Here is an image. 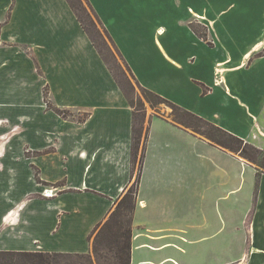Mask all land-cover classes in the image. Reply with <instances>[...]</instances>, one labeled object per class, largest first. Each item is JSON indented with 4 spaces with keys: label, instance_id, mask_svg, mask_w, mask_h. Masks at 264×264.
Returning a JSON list of instances; mask_svg holds the SVG:
<instances>
[{
    "label": "crops",
    "instance_id": "crops-1",
    "mask_svg": "<svg viewBox=\"0 0 264 264\" xmlns=\"http://www.w3.org/2000/svg\"><path fill=\"white\" fill-rule=\"evenodd\" d=\"M86 1L140 86L264 150V0ZM126 97L68 0H0V250L90 252L136 173ZM147 116L131 264H264V172Z\"/></svg>",
    "mask_w": 264,
    "mask_h": 264
},
{
    "label": "trees",
    "instance_id": "trees-1",
    "mask_svg": "<svg viewBox=\"0 0 264 264\" xmlns=\"http://www.w3.org/2000/svg\"><path fill=\"white\" fill-rule=\"evenodd\" d=\"M70 2V0H68ZM71 4V2H70ZM72 9L74 10V6L71 4ZM76 13V11L74 10ZM77 17L83 24V28L88 33L89 37L96 44L93 40L92 36L88 32L86 25L84 24L83 20L80 16L76 13ZM97 17V15H96ZM98 21L104 28L99 17H97ZM105 30V29H104ZM196 33L204 38L205 40L209 41L207 29L203 32L198 29H194ZM107 36L111 39L108 32L105 30ZM112 40V39H111ZM209 44H213L209 41ZM96 46V45H95ZM98 49V47L96 46ZM99 50V49H98ZM100 52V50H99ZM101 53V52H100ZM102 54V53H101ZM103 55V54H102ZM104 57V56H103ZM106 61V60H105ZM128 67V66H127ZM130 70V68L128 67ZM116 77V76H115ZM117 82L121 86V83ZM139 85V84H138ZM140 86V85H139ZM145 94L147 95V99L149 100L152 107H156L158 103H166L170 105L173 109V112L176 113L174 119H172L173 123L182 125L184 127L189 128L190 130L199 133L201 136L205 137L207 140L211 141L212 143L223 147L226 150H229L233 153L239 154L242 158L247 159L254 163L257 167L264 168V150L259 149L254 144L242 139L237 134H234L224 127L214 124L207 119L201 117L200 115L191 112L190 110L183 108L177 104H175L172 100L164 97L154 90L145 88L140 86ZM121 89L127 96L130 105L133 108V132H132V162H133V169L138 167V175L134 186L131 189H128L121 199L116 202V208L113 209L110 218H107L106 222L104 223L102 229L98 232L95 237L94 249L98 252L100 245L103 239H107L111 247H114V256L115 261L113 264H131V253H132V236H133V227H132V218L134 214V210L136 208V200H137V191H138V184L140 183V176H141V169L143 167L144 162V154L146 149V140L148 137V128L147 132L145 133V140L144 146L142 149V153L139 159V149L141 148V132L137 126L138 116L137 114L142 111L138 110L135 106V102L133 99L130 98L127 91L121 86ZM205 90H207L205 88ZM51 106V104H49ZM51 108H53L51 106ZM59 114L63 116H67V111L61 110L59 108H54ZM144 111V110H143ZM142 115L143 117L146 115ZM186 118V119H184ZM195 124L203 123L208 128L206 131H201V129L195 125H191V122ZM258 169V168H257ZM258 174H260L261 170H257ZM129 216V218H128ZM85 253H64V252H44V251H12V250H0V264H63L61 258L70 259L72 256H82ZM66 264H75L74 261H66ZM76 264H83L81 261L76 262Z\"/></svg>",
    "mask_w": 264,
    "mask_h": 264
},
{
    "label": "rangeland",
    "instance_id": "rangeland-1",
    "mask_svg": "<svg viewBox=\"0 0 264 264\" xmlns=\"http://www.w3.org/2000/svg\"><path fill=\"white\" fill-rule=\"evenodd\" d=\"M211 1L212 2L216 1L219 2L220 4H226L228 6L229 4L238 2L239 0H211ZM70 2L75 7L74 10L76 11V13L80 16V18L83 20L84 24L86 25L88 32L90 33V35L92 36L93 40L96 43L95 45L103 54L104 59L106 60L105 62L108 64L109 68L112 70L114 75L118 78V81L121 83V86L127 91L130 98L134 100L136 108H138L139 111L142 110L137 114L138 116L137 126L139 128V131L140 132L142 131L141 148L139 149V159H140L142 153L141 151L144 146L145 133L147 132V128H148V116H147L148 113L150 114V112L155 111L157 114H163L171 119H174L176 113H174L172 107L166 103H158L156 107L151 106L149 100L147 99V95L145 94L143 89L138 85V83L135 81L136 79L134 78V75L124 63L122 57L119 55L117 49L115 48L112 40L107 36L103 26L101 25L96 15L91 10L89 3L86 0H70ZM198 30L204 32L206 28L199 27ZM69 112L70 111H67V114H69ZM145 113L147 114L143 117L142 115H144ZM189 122H191V125H195L199 127L201 131L207 132L208 130L206 125L203 123L197 125L192 121ZM139 163L140 160L138 162V167H139ZM138 167L135 168L136 173L134 180L132 184H130L129 187L126 189V191L134 186L138 175ZM257 168L261 171H264V168L261 167H257ZM115 208L116 205L114 209ZM104 223L100 226V228L97 229L96 233L92 235L90 238L91 241L90 252H87L82 256H76V255L72 256V258L70 259L61 258L62 263L66 264L67 263L66 261H74L76 264V262L81 261V263L83 264H113L115 261V256H114L115 251H114V247L110 246L107 239L102 240L98 252H96L94 249L95 237L98 234V232L102 229Z\"/></svg>",
    "mask_w": 264,
    "mask_h": 264
},
{
    "label": "bare ground",
    "instance_id": "bare-ground-1",
    "mask_svg": "<svg viewBox=\"0 0 264 264\" xmlns=\"http://www.w3.org/2000/svg\"><path fill=\"white\" fill-rule=\"evenodd\" d=\"M1 124V123H0ZM46 194H48V196L52 195L53 194V191L52 190H46Z\"/></svg>",
    "mask_w": 264,
    "mask_h": 264
}]
</instances>
